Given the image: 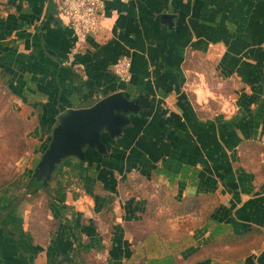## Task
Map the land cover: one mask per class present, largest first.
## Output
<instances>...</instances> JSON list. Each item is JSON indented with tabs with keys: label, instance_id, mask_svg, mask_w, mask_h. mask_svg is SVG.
I'll return each instance as SVG.
<instances>
[{
	"label": "crops",
	"instance_id": "1",
	"mask_svg": "<svg viewBox=\"0 0 264 264\" xmlns=\"http://www.w3.org/2000/svg\"><path fill=\"white\" fill-rule=\"evenodd\" d=\"M105 3L72 53L53 0H0V76L43 143L66 109L140 104L107 153L63 167L47 217H0V264H264V0ZM126 54L129 82L112 70Z\"/></svg>",
	"mask_w": 264,
	"mask_h": 264
},
{
	"label": "water",
	"instance_id": "2",
	"mask_svg": "<svg viewBox=\"0 0 264 264\" xmlns=\"http://www.w3.org/2000/svg\"><path fill=\"white\" fill-rule=\"evenodd\" d=\"M139 110V100L128 97L124 91L108 94L87 107L66 109L59 115L32 175L47 183L67 157L85 160L86 148L107 153L104 137L120 136L131 123L130 114Z\"/></svg>",
	"mask_w": 264,
	"mask_h": 264
},
{
	"label": "rangeland",
	"instance_id": "3",
	"mask_svg": "<svg viewBox=\"0 0 264 264\" xmlns=\"http://www.w3.org/2000/svg\"><path fill=\"white\" fill-rule=\"evenodd\" d=\"M15 97L0 76V195L15 177L28 179L48 145V141H42L47 129L41 124L39 111L21 108ZM48 133L51 137L52 128ZM64 179L67 180L66 175ZM21 202L32 204L38 217H47L49 198L44 193L27 196Z\"/></svg>",
	"mask_w": 264,
	"mask_h": 264
},
{
	"label": "built area",
	"instance_id": "4",
	"mask_svg": "<svg viewBox=\"0 0 264 264\" xmlns=\"http://www.w3.org/2000/svg\"><path fill=\"white\" fill-rule=\"evenodd\" d=\"M58 11L69 22L75 41L72 53L81 49L87 36L103 34L102 12L105 0H53ZM131 58L122 55L112 65L113 72L123 82L131 80Z\"/></svg>",
	"mask_w": 264,
	"mask_h": 264
},
{
	"label": "trees",
	"instance_id": "5",
	"mask_svg": "<svg viewBox=\"0 0 264 264\" xmlns=\"http://www.w3.org/2000/svg\"><path fill=\"white\" fill-rule=\"evenodd\" d=\"M3 82L6 83L5 78H3ZM12 92L15 93L14 91ZM75 159L76 157H67L64 159L58 165L52 178L47 183L44 182V179L34 177L32 175L33 173L30 174L27 180L23 179L22 176L15 177L11 183L2 188L0 195V217H4L12 208L17 207L27 196L36 197L44 193L49 198V203L53 200L62 203L64 201L63 194L70 182L64 179V174H62L61 171L64 166H67V163L70 164L71 161ZM69 166L72 171H81L76 165L71 164ZM91 167L92 166L89 168ZM78 175L76 173L75 176L78 177ZM16 191L19 193L17 194Z\"/></svg>",
	"mask_w": 264,
	"mask_h": 264
}]
</instances>
